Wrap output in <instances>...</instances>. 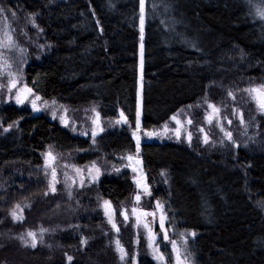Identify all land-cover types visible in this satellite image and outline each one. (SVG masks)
I'll return each mask as SVG.
<instances>
[{
  "label": "trees",
  "instance_id": "obj_1",
  "mask_svg": "<svg viewBox=\"0 0 264 264\" xmlns=\"http://www.w3.org/2000/svg\"><path fill=\"white\" fill-rule=\"evenodd\" d=\"M261 8L264 0H144L141 13L140 0H0V111L23 115L0 119V264H155L144 230L122 215L134 189L125 166L133 133L152 198L166 196L195 233L198 262L264 264V112L245 91L264 85ZM11 79L64 105L66 123L56 107L31 115L5 100ZM210 104L219 109L211 123ZM81 162L99 179H78Z\"/></svg>",
  "mask_w": 264,
  "mask_h": 264
},
{
  "label": "rangeland",
  "instance_id": "obj_2",
  "mask_svg": "<svg viewBox=\"0 0 264 264\" xmlns=\"http://www.w3.org/2000/svg\"><path fill=\"white\" fill-rule=\"evenodd\" d=\"M144 36V27H143V33L140 31V37ZM143 39V38H141ZM1 39H0V46L1 44ZM139 61H138V83H137V109H136V124H137V113L139 112V123L141 126V118H142V74H143V40H140L139 43ZM2 60L1 53H0V61ZM4 75H7V68H0V77H3ZM11 81H16L17 85L16 88L9 90V84ZM8 91L6 92L5 95V100L11 101L14 103L16 106H24L27 102H29V107L32 108V112H40L42 111V106L45 108L44 110H54L55 107L58 109V111H54L57 113L58 118L60 119V122L63 124L66 122V114H65V106H61L60 110V105L56 103L55 101H43L41 96L38 94L32 95V93L28 96V101L25 100L23 104H18L16 103V93L21 90L25 89V86L29 88V85L27 83H20L18 79H11L8 81ZM40 97L39 100H36V107L38 110H33V105L32 101L35 100L36 97ZM53 112V113H54ZM59 112V113H58ZM213 112V109L211 110V113ZM177 116V115H175ZM0 119L4 122H8L11 120H7L4 118L2 115L1 118V111H0ZM177 119L181 121V124L175 125V130H179V132L185 128V125L183 124V121L180 119L179 116H177ZM170 123H168L169 126ZM94 128H100V125L98 123H95L93 125ZM140 130L137 129V131ZM167 130V127L165 128V124L160 125L156 128L151 129L147 133H154V135L151 136H145V139L147 138H152V137H157V133L162 134V131ZM137 139L138 134L134 135ZM141 140H139V150L137 149L131 153V157L135 156L141 158ZM49 153V152H48ZM51 153V152H50ZM51 155L54 157V155L51 153ZM130 156V155H129ZM128 156V157H129ZM46 161V165L51 171L49 161ZM52 160H50L51 162ZM126 169L130 172V177L132 178L134 182V189L131 195V201L130 205L128 207H124V210L128 216V221L131 222L133 225H138L140 226L139 228H142L145 232V240L147 241V245L149 248V253L155 264H177V256L179 255L182 264H200L195 256V251L193 248L192 244V235L191 231L185 230L180 227L179 225V220L177 219L175 212L173 210V207L168 201V198L166 196L158 197V198H152V191L151 187L148 184V178L145 172V168L143 167V160H135L134 157L132 160L128 159V163H126ZM77 169L80 171L77 172ZM97 167L94 165L92 166H86L85 168L81 167H76L75 168V173L74 175L78 179H82L84 177V173L88 174L90 179H98L100 172L97 171ZM135 169V171H134ZM99 170V169H98ZM115 173H118L117 168L114 169ZM139 181V184L137 183ZM150 193V194H149ZM139 194L141 199L137 201L135 199L136 195ZM129 199V198H128ZM127 199V200H128ZM105 201L110 202L109 200H104L103 201V211L105 215L107 216L108 220L110 221V216H111V221L110 222L113 226V223H115L116 228L117 223L114 218V212L112 210V205L110 202V205H106ZM157 202L162 206L160 208L157 207ZM136 209V215H133L132 210ZM106 210L108 214H106ZM155 213V215H148L144 216L143 213ZM163 217V224L164 228L161 229L160 222L161 218ZM139 218V222H138ZM148 225V227H144V225ZM165 231L167 232L168 239H164V233ZM154 237V239H153ZM118 240L117 237L114 239L115 245L117 252L119 256L121 257V252L119 251V247H122L121 244L119 247L117 246L116 241ZM172 241H175V249ZM160 254H163L164 259L159 260L156 257L159 256ZM126 258V255H125ZM124 258V259H125ZM123 259V260H124Z\"/></svg>",
  "mask_w": 264,
  "mask_h": 264
},
{
  "label": "snow or ice",
  "instance_id": "obj_3",
  "mask_svg": "<svg viewBox=\"0 0 264 264\" xmlns=\"http://www.w3.org/2000/svg\"><path fill=\"white\" fill-rule=\"evenodd\" d=\"M140 6H141V13H143V10H144V0H140ZM2 11H3V9H0V12H2ZM258 15H259L262 19H264V8H261V9L258 10ZM141 33H143V15H141ZM141 38H143V37L141 36ZM16 85H17V82H16V81H11L10 84H9V90L16 88ZM245 91H247L249 94H252L253 99H254V100L256 101V103H257L258 109H259L261 112H264V85H260L259 87H256V88L246 89ZM31 93H32V89L27 88V87L25 86V89H21V90H19V91L16 93V97H15V98H16V103H18V104H23V103L25 102V100L28 99V96H29ZM229 95L231 96L232 93H229ZM234 98H235V97H233V99H234ZM39 99H40V97L37 96V97L35 98V100L32 101L33 110H38L37 107H36V102H35V101H36V100H39ZM209 108H212V109H213V114H210L209 117H208V122L211 123L214 114L219 113V109L215 108V106H214V105H211V104L209 105ZM97 115H99V114H97ZM121 116L123 117V113H121ZM171 119H172V120H175V121L177 122L178 125L181 124V121H179V120L177 119V116H173V117H171ZM241 120H242V116H241ZM124 122H127L126 118H124ZM191 122H192L191 120L188 121V123H191ZM117 123H120V121H117ZM229 123H231V121H229ZM9 127H11V126H9ZM136 127H137V129H139V127H140V123H139V112L137 113V124H136ZM166 127H167V125H165V128H166ZM7 130H8V129H5V131H7ZM101 130H103V129H101ZM93 135H95V133H94ZM133 135H136V133H133ZM145 135H146V136H151V135H154V133H147V132H146ZM226 135H227L228 139H231V138H232L231 133H226ZM177 136H179V131H177ZM190 138H191V136H190V134H189V139H190ZM207 142H208V141H207V138H205V143H207ZM138 150H139V137H137V151H138ZM45 155H46V159H49V160H54V159H55V157H53V156L51 155L50 152L47 153V154H45ZM128 159H129V160H132L133 157L129 156ZM79 171H80V170L77 169V172H79ZM97 171H99V170L97 169ZM134 171H135V169H134ZM53 178H55V169H53ZM137 183L139 184V181H137ZM51 190H52L53 192L56 191V189H55L54 186L51 188ZM149 194H150V193H149ZM45 195H47V193H45ZM135 199H136L137 201H139V200L141 199L140 195L137 194L136 197H135ZM105 204H106V205H110V202L105 201ZM17 207H19V205H17ZM157 207H158V208L162 207V206L159 204V202H157ZM132 212H133V215L135 216V215H136V209L134 208V209L132 210ZM106 214H108L107 210H106ZM12 215H13V218H14V219H20V218L16 217L15 212H13ZM122 215H124L125 220L128 219V216H127L126 213H122ZM143 215H144V216H148V215H153V216H154L155 213H147V212H145V213H143ZM110 222H112V221H111V216H110ZM138 222H139V218H138ZM160 226H161V229L164 228L163 217L161 218ZM113 227L116 228L115 223H113ZM144 227L147 228L148 225L145 224ZM116 230L119 231L118 228H117ZM41 231L44 232V231H47V229H42ZM27 235L30 236V237H32L31 247L35 248V247H36V234H35L34 232H28ZM191 235L194 236L195 233H191ZM20 238L23 239V237H20ZM153 239H154V237H153ZM164 239H168V236H167V232H166V231H165V233H164ZM81 243H87V241H86V240H82ZM116 243H117V246L119 247V245H120L119 240H117ZM172 243H173V245H174V249H175V241H172ZM119 251L121 252V257H120V258H121V260H123V259L125 258L126 253H124V249H123L122 247H119ZM156 258L159 259V260H163V259H164V256H163V254H160V255L157 256ZM67 259H68L69 261H71L73 258H72L71 256H69V257H67ZM177 264H182V261H181L179 255L177 256Z\"/></svg>",
  "mask_w": 264,
  "mask_h": 264
},
{
  "label": "flooded vegetation",
  "instance_id": "obj_4",
  "mask_svg": "<svg viewBox=\"0 0 264 264\" xmlns=\"http://www.w3.org/2000/svg\"><path fill=\"white\" fill-rule=\"evenodd\" d=\"M27 85H29V84H27ZM29 88L30 89H32V87L29 85ZM36 95V93H33V91H32V95ZM27 101H28V99H27ZM19 109H26V111L28 112V114H37V113H39V112H36V113H34V112H32V108L31 107H29V102H27L26 104H24V106H21ZM9 112H10V114H9ZM12 112L11 111H7V109H3V110H1V118H2V115L4 116V118L5 119H7V120H13L12 118H18V119H20V118H23V115H21V114H19V115H17V116H13L12 117V114H11ZM17 120V119H16ZM66 123V122H65ZM99 130H101V128H99ZM98 130V131H99ZM139 140H141L140 138H139ZM131 156V155H130ZM134 157V159L135 160H137L138 161V159H136L135 158V156H133ZM142 157V156H141ZM141 160H142V158H141ZM53 161L54 160H52L51 161V163H53ZM82 164L81 165H77V167H81V168H85L86 166H94V164H89V163H87V162H81ZM97 167V166H96ZM143 167H144V161H143ZM128 174L130 175V172L128 171ZM88 174H86V173H84V176L86 177ZM99 179V178H98Z\"/></svg>",
  "mask_w": 264,
  "mask_h": 264
},
{
  "label": "water",
  "instance_id": "obj_5",
  "mask_svg": "<svg viewBox=\"0 0 264 264\" xmlns=\"http://www.w3.org/2000/svg\"><path fill=\"white\" fill-rule=\"evenodd\" d=\"M136 159L140 160L141 158H139V157H136Z\"/></svg>",
  "mask_w": 264,
  "mask_h": 264
}]
</instances>
